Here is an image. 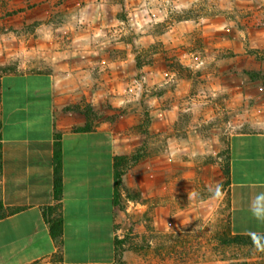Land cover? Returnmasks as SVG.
<instances>
[{"label":"crops","instance_id":"1","mask_svg":"<svg viewBox=\"0 0 264 264\" xmlns=\"http://www.w3.org/2000/svg\"><path fill=\"white\" fill-rule=\"evenodd\" d=\"M92 1H85L87 7ZM217 1L219 11L209 18L199 17L203 26L195 34L192 31L198 20L181 18L170 25L158 38L162 49L142 67L143 80L137 77V52L97 56L91 45L92 34L72 33L47 39L34 32L23 36L26 45L16 50L13 41H0V69L11 66L0 75V264H36L50 260L58 252L49 223L50 209L58 204L63 262L115 261L119 213L114 205V157L129 153L140 142L129 131L140 122L142 103L149 105L152 134L171 129L187 106L203 104L211 90L228 98L230 105L243 99L248 105L258 104L260 117L253 124L264 126V80L247 76L254 69L264 71V64L251 65L248 51L260 50L264 55V0ZM172 3L176 9H186L194 6L195 0ZM235 9L246 11L248 28L230 33L228 24ZM64 37L78 38L83 43L64 49L59 42ZM102 37L98 39L108 36ZM191 40L196 45L190 49ZM220 48L228 51L221 58L230 60L224 61L222 68L225 59H218L210 72L203 58ZM176 51L180 55L174 62L193 69L198 65L201 69L203 63L202 74L214 72L223 79L194 85L193 78L176 75L169 68L172 61L168 58ZM17 53L19 61L14 62L12 57ZM238 56L243 65L232 62ZM158 85L163 89L157 90ZM82 103H89L97 112L91 131L84 130L86 119L79 111L67 109ZM121 106L124 110L132 106V111L121 112ZM193 110L195 113L197 109ZM112 113L116 116L110 118ZM56 135L62 145L60 201L54 194ZM171 138L164 152L177 144ZM227 143L231 232L264 235V128L231 130ZM131 173L124 176L128 187L136 185L128 183Z\"/></svg>","mask_w":264,"mask_h":264},{"label":"rangeland","instance_id":"2","mask_svg":"<svg viewBox=\"0 0 264 264\" xmlns=\"http://www.w3.org/2000/svg\"><path fill=\"white\" fill-rule=\"evenodd\" d=\"M85 1L89 0H0V41H13L16 50L19 45H26L22 37L34 32L47 39L72 33L92 34L91 45L97 56L137 52V77L143 80L142 67L151 63L154 53L160 52L157 50L163 46L158 38L171 24L181 18H209L219 11L217 0H195L194 6L186 9H176L172 0H93L91 7H87ZM232 13L228 32L245 31L248 28L244 20L246 11L235 9ZM257 19L260 22V18ZM200 22L196 21L192 34L202 28ZM100 36L108 37L98 39ZM64 38L58 40L64 49L83 43L78 38ZM195 43L192 41L188 47L191 49ZM248 51L252 66L264 64L260 50ZM227 53L220 48L204 57L203 62L212 72L213 63L225 59L221 62L224 68V61L229 62L230 58L221 57ZM168 54L172 61L170 70L178 76L193 78L194 85L223 79L214 72L202 74L203 63L201 69L197 68L199 65L193 69L174 62L179 59V51ZM19 56V53L14 54L12 60L19 61ZM233 59L236 65L244 64L241 56ZM247 76L264 80V71L254 69L248 71ZM159 89L163 87L158 85ZM207 93L203 104L187 106L180 113L179 123L177 119L171 129L157 134L150 132L149 105L142 103L140 122L129 131L140 142L127 155L138 146L153 152L126 171L128 176L132 171L128 183L136 185L128 187L123 182V205L118 207L116 238L124 245L122 256L112 264H264V244L237 247L221 241V236L232 235L228 185L223 172L229 162L227 134L231 130L264 128L253 124L254 119L260 117L257 113L260 107L253 103L248 105L244 99L230 105L229 99L218 91ZM129 94L127 90V96ZM218 98L220 102L215 103ZM119 108L121 112L132 111V106L126 110L123 106ZM193 109H197L195 113ZM93 113L95 123L97 112L93 110ZM114 116L116 114L112 113L110 118ZM170 138L177 144L171 151L164 152ZM36 264H51V259Z\"/></svg>","mask_w":264,"mask_h":264},{"label":"trees","instance_id":"3","mask_svg":"<svg viewBox=\"0 0 264 264\" xmlns=\"http://www.w3.org/2000/svg\"><path fill=\"white\" fill-rule=\"evenodd\" d=\"M182 12L183 10H179ZM180 20V19H177ZM9 68H1L0 75L3 73H7ZM68 110L79 111L86 119V123L84 125V130L91 131L94 129V113L90 104L82 103L81 105H76L67 108ZM181 120V118H180ZM149 124V122L147 121ZM179 123V119H178ZM1 127V123H0ZM229 150V149H228ZM153 152V151H152ZM145 150L144 146H138L135 150H133L130 154L116 155L114 157L113 164V178H114V205L116 207H122L123 205V182L126 171L129 167L136 165L141 160L146 158L150 153ZM229 152V151H228ZM229 161V158H228ZM1 145H0V173H1ZM224 176H225V184L229 186L230 183V165L229 162L226 163L224 167ZM62 190H63V180H62V145L60 141V137L56 135V142L54 146V194L55 198L60 201L62 198ZM127 195L131 198V194H128V190L126 191ZM60 205H56L54 208L50 209V234L53 240L56 242L58 247L60 248L58 252L51 257V264H65L63 262V256L61 252L62 245V236H63V226H62V214L59 212ZM3 216L2 207L0 204V218ZM231 232V229H230ZM222 244L224 245H235L237 247H254L261 244H264V235H238L232 234L231 237H222ZM123 241L115 238V254L116 258L122 256V248Z\"/></svg>","mask_w":264,"mask_h":264}]
</instances>
